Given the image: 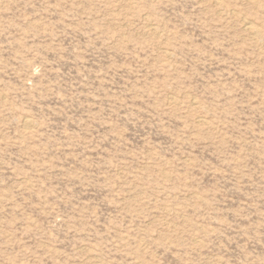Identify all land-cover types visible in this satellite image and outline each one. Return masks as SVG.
Listing matches in <instances>:
<instances>
[{"label":"rangeland","instance_id":"374dc122","mask_svg":"<svg viewBox=\"0 0 264 264\" xmlns=\"http://www.w3.org/2000/svg\"><path fill=\"white\" fill-rule=\"evenodd\" d=\"M0 264H264V0H0Z\"/></svg>","mask_w":264,"mask_h":264},{"label":"bare ground","instance_id":"6f19581e","mask_svg":"<svg viewBox=\"0 0 264 264\" xmlns=\"http://www.w3.org/2000/svg\"><path fill=\"white\" fill-rule=\"evenodd\" d=\"M215 1V0H214ZM217 3H218V1H216ZM245 21V20H244ZM243 21V22H244ZM244 28L246 29V30H248V31H250V32H255L254 30V26L252 25V23H250V22H248V20H246L245 22H244ZM254 34V33H253Z\"/></svg>","mask_w":264,"mask_h":264}]
</instances>
